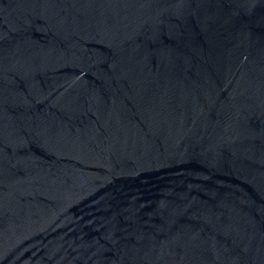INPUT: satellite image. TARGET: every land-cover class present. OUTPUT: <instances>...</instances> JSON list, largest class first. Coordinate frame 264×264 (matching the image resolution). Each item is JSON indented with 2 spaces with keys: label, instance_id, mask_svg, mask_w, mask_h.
Returning a JSON list of instances; mask_svg holds the SVG:
<instances>
[{
  "label": "water",
  "instance_id": "obj_1",
  "mask_svg": "<svg viewBox=\"0 0 264 264\" xmlns=\"http://www.w3.org/2000/svg\"><path fill=\"white\" fill-rule=\"evenodd\" d=\"M0 264H264V0H0Z\"/></svg>",
  "mask_w": 264,
  "mask_h": 264
}]
</instances>
